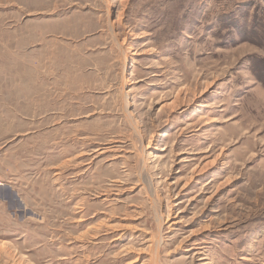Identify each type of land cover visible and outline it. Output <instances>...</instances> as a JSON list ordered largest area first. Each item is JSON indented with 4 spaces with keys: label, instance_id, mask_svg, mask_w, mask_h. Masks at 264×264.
I'll return each mask as SVG.
<instances>
[{
    "label": "rangeland",
    "instance_id": "obj_1",
    "mask_svg": "<svg viewBox=\"0 0 264 264\" xmlns=\"http://www.w3.org/2000/svg\"><path fill=\"white\" fill-rule=\"evenodd\" d=\"M0 264H264V0H0Z\"/></svg>",
    "mask_w": 264,
    "mask_h": 264
},
{
    "label": "trees",
    "instance_id": "obj_2",
    "mask_svg": "<svg viewBox=\"0 0 264 264\" xmlns=\"http://www.w3.org/2000/svg\"><path fill=\"white\" fill-rule=\"evenodd\" d=\"M257 22H258V21H257ZM247 27H249L248 24H247V23H243V25L241 26L242 31H243V30L246 31Z\"/></svg>",
    "mask_w": 264,
    "mask_h": 264
}]
</instances>
